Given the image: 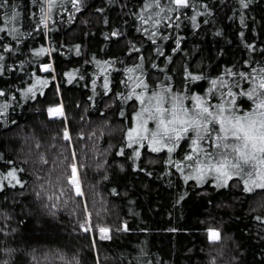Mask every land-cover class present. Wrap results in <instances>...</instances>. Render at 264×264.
Wrapping results in <instances>:
<instances>
[{"label":"trees","instance_id":"trees-1","mask_svg":"<svg viewBox=\"0 0 264 264\" xmlns=\"http://www.w3.org/2000/svg\"><path fill=\"white\" fill-rule=\"evenodd\" d=\"M142 2L82 0L76 11L72 0H57L47 28H36L39 7L30 0H10L19 5L17 27L27 35L16 44L7 31L0 32V44L12 43L15 49L0 47L6 68L0 73V88L6 93L0 105L8 103L0 112V173L22 169L17 174L24 185L0 190V264H264V190L246 193L236 178L225 188L216 187L211 178L203 184L185 181L163 162L166 149L154 153L145 146L140 158L133 159L137 146L128 148L125 138L140 106L135 97H127L139 78L156 89L167 76L173 91H186L187 83L191 92L203 94L226 68L249 70L256 65L244 60L264 62V0H249L243 10L238 0H200L212 11L200 7L198 28L186 18L178 29L161 27L169 37L156 41L163 57L137 31L141 22L131 13L139 12ZM185 11L192 15V9ZM241 15L247 27L241 25ZM144 27L152 30L151 25ZM116 29L122 35L111 36ZM177 36L181 44L174 52ZM132 45L141 51H133ZM41 46L50 51L36 56L33 49ZM45 63L54 71H44L40 65ZM139 63L144 65L143 77L140 70L124 71ZM185 67L206 78L188 80ZM36 76L48 84L37 85L35 98L24 95ZM50 107L60 108L63 115H50ZM187 148L181 141L175 158ZM73 162L81 196L67 191ZM89 213L91 227L85 231L81 225L88 227ZM99 227L109 228L111 238H102ZM210 227L219 229V241L208 238Z\"/></svg>","mask_w":264,"mask_h":264},{"label":"snow or ice","instance_id":"snow-or-ice-1","mask_svg":"<svg viewBox=\"0 0 264 264\" xmlns=\"http://www.w3.org/2000/svg\"><path fill=\"white\" fill-rule=\"evenodd\" d=\"M238 2L242 10L249 6V0H238ZM30 3L39 7L36 28H40L41 25L47 28L48 22L52 19V11L57 6V0H30ZM72 4L76 11H80L82 0H72ZM200 7H203L206 12L212 11L207 3L201 4L200 0H143L139 6V12L131 14L141 22L137 31H142L155 46L157 38L169 39L161 32V27L178 29L182 25V18L188 19L194 28H198L200 25L197 22V17L201 15ZM18 8L19 5L10 3V0H0V15H3L4 19V27H0V32L7 31V35H10L16 44L22 42L21 36L27 35L17 27L21 23L22 17ZM185 9H192V15L188 16ZM29 15L33 18L36 17L35 12H31ZM107 22L105 20V23ZM240 23L247 27L245 16H240ZM144 25H151L152 30L150 31ZM120 35L122 33L119 29L111 32V36ZM240 35L243 37L244 33L241 32ZM180 44L181 39L177 36L176 48H173L172 51L175 52ZM0 47L15 51L12 43L0 44ZM247 47L252 48V45L248 44ZM76 50L79 52V45L76 46ZM132 50L137 53L141 51L134 45H132ZM49 51V48L43 46L33 49L36 56ZM155 51L158 57L165 55L158 46H155ZM4 59V55L0 54V73L6 71ZM139 59L144 61L145 56L141 54ZM167 60L170 62L172 57L168 56ZM103 64L107 67L112 66L109 61H104ZM243 64H255L256 66L250 67L249 70L237 68L235 65L226 68L209 81L210 86L203 94L191 92L187 83L185 84L186 91H173L171 85L166 82L170 79L167 76L165 81L159 82L156 89H151L146 79L139 78L127 97V99L135 97L140 102L139 108L134 111L132 116L133 126L128 127L125 133L126 146L128 148L137 146L133 151V159L140 158V149L145 146L154 153H162L166 149L167 158L163 162L177 169L185 181L195 179L197 183L203 184L211 178V182L216 187L225 188L231 187L229 182L236 178L242 183L246 193H252L254 189L264 190V62L244 60ZM97 65L100 66L99 61H97ZM40 67L45 71L50 69L54 71L51 63L42 64ZM152 67L158 68L159 65L153 63ZM143 69V63H139L124 71L140 70L141 77H143ZM100 70L107 71L105 67H101ZM65 75L71 76V73ZM184 75L191 81H200L206 78L203 73H193L187 67H185ZM131 79L130 76L129 80ZM35 80L36 83L30 84L23 90L24 95L31 94L32 98H35L38 90L37 85L43 87L48 84V80L42 79L40 76H36ZM108 87L109 82L105 75L104 88ZM136 88H143L144 91L137 92ZM189 93L191 94L189 95ZM5 94V90L0 88V96ZM189 100L191 103L186 104L185 101ZM249 102L251 106L245 108L243 105ZM7 107L8 103L5 101L0 105V112L6 111ZM48 112L53 116L63 115L60 108L50 107ZM123 114L121 112V115ZM149 121L155 123L154 128L149 127ZM65 138L70 139L67 130H65ZM181 141L187 143L188 148L177 159L175 156L181 146ZM123 152L124 148L122 147L121 154ZM43 162L47 163L46 160ZM70 168L71 172L66 177L67 191L70 195L74 190L77 196H81L83 192L78 177V166L73 162ZM18 171H22V169L11 167L6 173H0V190H3L7 185L23 187L24 182L19 178ZM61 191L63 192L65 189L62 188ZM36 195L39 196L40 193H36ZM184 195L187 193L182 194L179 199L182 200ZM88 217L89 219L86 221L88 227L81 225L85 231L91 227L90 213ZM256 219L261 220L262 218L257 216ZM124 227L126 230V223ZM99 231L102 238H111L108 235L109 228L99 227ZM207 233L208 238L212 241L221 239L219 229L210 227L207 229ZM5 251L13 250L5 249ZM33 259L35 258L33 257ZM4 264H8V262L4 261Z\"/></svg>","mask_w":264,"mask_h":264},{"label":"rangeland","instance_id":"rangeland-1","mask_svg":"<svg viewBox=\"0 0 264 264\" xmlns=\"http://www.w3.org/2000/svg\"><path fill=\"white\" fill-rule=\"evenodd\" d=\"M152 122V121H151ZM155 127V123L152 122V127L150 126V128H154Z\"/></svg>","mask_w":264,"mask_h":264},{"label":"water","instance_id":"water-1","mask_svg":"<svg viewBox=\"0 0 264 264\" xmlns=\"http://www.w3.org/2000/svg\"><path fill=\"white\" fill-rule=\"evenodd\" d=\"M45 71V70H44Z\"/></svg>","mask_w":264,"mask_h":264}]
</instances>
